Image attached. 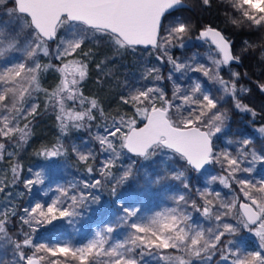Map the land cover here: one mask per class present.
Returning <instances> with one entry per match:
<instances>
[{
	"label": "snow or ice",
	"instance_id": "obj_1",
	"mask_svg": "<svg viewBox=\"0 0 264 264\" xmlns=\"http://www.w3.org/2000/svg\"><path fill=\"white\" fill-rule=\"evenodd\" d=\"M213 3L196 0L201 10ZM216 3L225 28L264 33V0ZM190 6L0 0V264H264V174H257L258 166L264 173V143L257 147L256 138L264 141V122L255 126L264 109L245 102L253 89L241 81L251 77L234 68L257 50L264 61V39L245 40L237 52L219 26L185 17ZM192 41L207 45L203 60L174 54ZM101 47L107 51L98 58ZM127 55L137 66L120 80L112 62ZM93 65L100 89L109 79L120 89L114 108L85 94ZM252 84L264 93V80ZM234 110L251 116L253 133L232 132ZM44 114L55 117L59 134L33 149L44 164L25 174L20 155ZM148 162L156 165L152 172L142 168ZM67 168L83 178L59 182ZM201 178L198 187L193 181ZM133 182L161 192V202L150 207L122 191ZM34 191L43 198L21 203ZM105 193L110 218L90 234H52L59 224L79 232L76 225Z\"/></svg>",
	"mask_w": 264,
	"mask_h": 264
},
{
	"label": "trees",
	"instance_id": "obj_2",
	"mask_svg": "<svg viewBox=\"0 0 264 264\" xmlns=\"http://www.w3.org/2000/svg\"><path fill=\"white\" fill-rule=\"evenodd\" d=\"M189 4L191 5L188 9L183 10V15L189 19L194 24H201L203 22L211 21L214 26H219L221 29L226 31L235 42L236 51L239 52L243 47V42L248 40L251 43L259 44L261 39H264V33L257 32L256 29H249L247 27L236 29L231 26L225 28L224 25V16L223 9L220 7L216 0H214L213 6L209 10H201L196 5V0H189ZM207 49V45L202 44L199 41H192L186 49H174L173 52L177 56H182V58L190 57L193 54H198V58L203 60L204 53ZM107 50L103 47L100 48V52L98 58H102ZM116 65L114 70V77H118L120 80L131 79L132 74L136 68V63L133 60L131 55H127L121 59H117L113 61ZM234 68L241 73L245 71L248 72L251 80L244 79L241 82L246 86H249L253 89L251 94L244 97L246 103H249L253 106L257 111H261L264 109V93H260L258 89L255 88V85L252 84V80H264V61L260 59L259 51L257 50L254 54L248 55L243 60V65H234ZM163 73L166 76L168 73V68L165 66L163 68ZM193 76H198V74H192ZM225 77L227 78L228 73L227 70L224 72ZM199 79L204 80L205 83L207 81L203 77H199ZM96 73L93 65L92 78L85 85V94L91 95L93 93H97L101 99L104 100L106 107L114 108L116 102L118 100L119 87H114V79H109L105 82V86L103 89H100L96 83ZM53 81L51 77H49L45 83V86L52 84ZM167 83V92L168 95H171V84ZM211 86V85H209ZM40 103L43 104V98H41ZM261 122H264L261 117H258L255 126H259ZM232 132L233 133H253L254 125L251 122V116L249 114L240 113L234 110V114L232 115L231 120ZM35 135L33 137L32 142L24 149V151L20 155V159L24 165V173L27 174V169L32 167L34 170H40L41 165L44 164V161L39 160L35 155H33V149L39 145L41 142H51L54 141L56 136L59 134L58 129L56 127L55 117L50 114H44L38 117L34 123ZM73 137L76 136H86V133L83 132H73ZM257 138V147L261 143H263L258 136ZM162 158H157L159 161ZM156 165H153L151 162H148L146 165L142 166V168H147L149 172H152ZM258 175L264 174L261 173L258 166ZM62 179V182L72 179L73 177L83 178L79 173L75 172L73 168L61 169L58 174ZM195 176V174H192ZM139 180L141 183L144 182L143 171H141ZM194 184L198 187L204 186V179L201 178L197 183L195 180ZM217 191H221L222 194L228 193L226 189L221 188L218 184L212 185ZM19 190L23 191L22 185ZM122 191L124 192H132L136 195H139L141 199H144L145 202L151 207L157 203L161 202L162 193L156 189H146L141 188L139 184L133 182L132 184L126 186ZM32 197H40L39 193L33 192L31 196L28 194L25 195L21 203L27 204L30 202ZM111 197L107 193L102 196V203L99 206H93L90 214L86 215L85 219H82L77 225L76 228L80 229L79 232H76L71 226L67 224H59L56 229H51L50 231L54 236H57L61 239L75 238L79 240L83 235L90 234L91 228L97 226L101 221L110 218L108 217V212L111 206ZM198 218V217H197ZM199 219V218H198ZM38 235V239H39ZM255 243L254 238L249 237L247 239V245L249 247L253 246Z\"/></svg>",
	"mask_w": 264,
	"mask_h": 264
},
{
	"label": "rangeland",
	"instance_id": "obj_3",
	"mask_svg": "<svg viewBox=\"0 0 264 264\" xmlns=\"http://www.w3.org/2000/svg\"><path fill=\"white\" fill-rule=\"evenodd\" d=\"M256 136H258L259 137V134L258 133H256ZM263 143H264V141H262ZM59 182H62L61 180L59 181ZM219 185V184H218ZM54 186V185H53ZM221 188H223L221 185H219ZM224 189V188H223ZM227 190V189H226ZM227 192H228V190H227ZM38 198V197H37ZM39 198H43V197H39ZM36 199V197H32L31 198V200H35ZM30 200V201H31Z\"/></svg>",
	"mask_w": 264,
	"mask_h": 264
},
{
	"label": "water",
	"instance_id": "obj_4",
	"mask_svg": "<svg viewBox=\"0 0 264 264\" xmlns=\"http://www.w3.org/2000/svg\"><path fill=\"white\" fill-rule=\"evenodd\" d=\"M189 8V7H188ZM188 8H185V9H188Z\"/></svg>",
	"mask_w": 264,
	"mask_h": 264
}]
</instances>
